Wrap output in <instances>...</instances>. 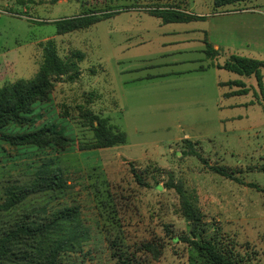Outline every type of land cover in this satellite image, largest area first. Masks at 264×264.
Wrapping results in <instances>:
<instances>
[{"label":"rangeland","instance_id":"374dc122","mask_svg":"<svg viewBox=\"0 0 264 264\" xmlns=\"http://www.w3.org/2000/svg\"><path fill=\"white\" fill-rule=\"evenodd\" d=\"M260 2L263 0L216 8L213 0H0V88L37 76L48 39L56 40L63 59L72 57L77 50L85 54L79 63L78 78L63 76L55 83L50 100L34 105V120L23 127L11 124L8 129L17 132L55 124L70 144L65 148H36L15 146L0 139V204L7 197L9 185L15 190L30 189L36 175L42 185L63 170L71 186L62 200L80 206L77 228L87 236L81 240L84 254H79L78 263L115 264L87 186L89 180L94 183L106 179L115 196L126 244L140 264H213L185 237L198 241L212 238L220 247L227 245V249L231 247L229 243L235 242L243 262L264 264V191L248 185L255 182L264 188L263 104L247 103L256 100L251 93L221 96L218 100L214 80L219 72L214 68L197 76H159L171 68L208 64L200 50V38L161 44L178 37L200 36L196 30L181 35L160 32L207 28L211 43L217 37L213 23L242 15L262 16L263 12L256 10ZM159 8L212 15L193 22L164 24L161 17L151 14ZM240 9L248 10L240 11L236 17L224 14ZM107 14L110 17L105 18ZM89 16L101 19L87 28L57 32L59 20ZM257 31L252 35L258 37L259 47L240 54L264 59V54L256 53L264 52V25ZM149 36L151 43L146 41ZM227 39L242 42L244 36L234 33ZM186 45L193 51L175 50ZM163 52L172 53L161 56ZM150 54L151 70L146 61ZM162 57L184 61L157 66L155 62ZM226 57L221 53L218 60L223 62ZM149 72L151 82L136 78ZM220 76L225 80L239 77L225 69L220 70ZM224 90H229V86ZM92 92L95 98L89 103ZM257 95L264 100L260 93ZM78 105L108 117L111 124L127 133V141L90 149L94 131ZM187 137L199 141L196 147L210 164L235 167L245 183L213 172L194 155H185V150L190 149ZM136 173L149 183H139ZM179 186L203 213L196 232L184 215ZM47 195L39 192L28 197L24 207L45 209ZM24 207L1 210L0 225L29 213ZM69 227H62L57 235L40 237L36 243L52 246L67 234ZM143 244L149 248L146 250Z\"/></svg>","mask_w":264,"mask_h":264},{"label":"trees","instance_id":"16d2710c","mask_svg":"<svg viewBox=\"0 0 264 264\" xmlns=\"http://www.w3.org/2000/svg\"><path fill=\"white\" fill-rule=\"evenodd\" d=\"M57 1L52 0V2ZM246 1L250 0H213L216 8ZM151 14L161 17L165 23L187 22L204 17L203 15L187 14L170 8L155 9L151 11ZM106 17L110 16L107 14ZM100 19L99 16H89L59 20L56 23L57 32L64 34L75 29L87 28ZM204 41L207 56L215 59L219 55V50L215 49L207 39ZM84 57V52L77 50L73 52L72 57L63 59L58 53L56 40L54 38L48 39L44 44L43 59L37 76L29 81H17L0 88V139L15 146L36 148H45L50 145H59L61 148L68 146L70 139L55 124L42 126L35 130L17 132L8 131V129L11 124L21 127L29 124L28 122L34 118L31 115L35 108L34 105L49 101L55 83L63 76L68 75L70 79L78 78L81 72L79 63L84 60ZM216 65L241 76H254L259 91L264 95V59L231 54L224 63ZM222 85L237 86L236 90L229 92L232 95L246 94L250 90L243 79L230 80L222 83ZM255 92L257 91L255 90ZM94 95L93 92L89 94V100H87L89 103L93 102ZM259 103H262L264 108V101ZM78 107L90 119L94 131V140L89 146L90 149L111 147L127 141V133L111 124L108 117H101L84 105H78ZM185 141L190 147L189 150H185V155H194L213 172L236 182L245 183L237 175L235 167L221 163L210 164L202 151H199L196 147V143L199 141L197 142L192 138H185ZM135 176L139 183L143 185L149 183L143 175L136 173ZM33 178L30 189L15 190L9 185L7 197L0 204V211H6L20 205L24 207L27 205L25 200L28 197H34L39 192L49 194V197L47 195L46 207L45 209L43 207L42 210L38 206L24 207V209L29 210V213L26 212L22 217L0 225V264H79L77 258L81 256L79 254H84V243L81 240H86L87 236L83 232L81 233V229L77 228L79 216L81 215L80 206L70 205L67 201L62 200L71 186L69 180L65 177L63 170L57 171L50 182L42 185H40L37 175ZM108 185L110 184L108 181L106 182V179H99L94 183L89 180V183H87L89 192L93 196L101 232L108 242L111 258L115 260V264H140L130 254L124 236L121 216L116 210L115 196ZM248 185L264 191V188L258 183L249 182ZM178 190L183 197L184 215L192 222V230L197 231L203 219V213L185 195L181 186ZM51 192L54 194H51ZM107 225L112 226L105 227ZM65 226H70L67 234L52 246L46 247L45 244L47 243L40 246L36 243L40 237L57 235ZM185 240L191 242L199 251L204 252L213 264H240V262H243V258L239 257L238 252H236L235 242L229 243L231 247L227 249L225 248L227 245L220 247L212 238L198 241L185 237ZM142 246L146 250L149 248L147 244ZM73 253L76 255L73 256ZM243 263L247 264L246 262Z\"/></svg>","mask_w":264,"mask_h":264},{"label":"crops","instance_id":"0c3cea01","mask_svg":"<svg viewBox=\"0 0 264 264\" xmlns=\"http://www.w3.org/2000/svg\"><path fill=\"white\" fill-rule=\"evenodd\" d=\"M261 5H263V6H261ZM257 7L258 8H256V10H259L260 12H263V14H264V9H261V7L264 8V0H263V2H260V5ZM247 10L248 9H240V10H236V12H233V13H224V14L225 15L230 14L231 17H236L237 15H235V14L240 13V11L242 13V11H247ZM210 15H212V14H210ZM210 15H206V16H210ZM206 16H204V17H206ZM200 19H202V18H200ZM195 20H199V19H195ZM193 21L194 20L187 21V22H193ZM163 23L164 24H170L172 22H168V23L163 22ZM262 24L264 25V15H262V16H251V17H247V16L242 15V16H237L236 18H233L231 20H220L217 23H213L212 30L217 35V37L214 40H211V44L213 45V47L215 49L219 50V55L215 59L208 57L206 52H205L206 43L204 40L208 38V34H209V30L207 28H189V29H181V28L176 29V28H174L173 30L160 32L162 35H170V34L181 35L183 33L188 34L189 32L196 30L194 32H198V34H200V36L193 37L191 35L188 37H178L177 39H173V41L161 42V44H162V46H165V45H169L170 43H181V42H184L186 40H192L191 38H197V39L200 38V40H202V45H201L200 50H201V52L204 51L203 53H205V55L208 59V64L197 65L195 67H191V68H187V69L171 68L168 71H166L165 73L159 74V76H166V77H168V76H182V75H188L191 73H195L197 76V74H199L200 72H206L207 70L214 68V69H217V71L219 72L217 75V78L214 80V86L219 91V93L217 94L218 100H219V97H221V96H225V97L236 96V95L229 94V92H232L238 88L237 86L231 87L229 85H222V83L230 81V80H235V79H243L246 82L247 86L250 87L249 92L246 94L251 93L254 95L253 96L254 98L256 97V100L250 99L249 102H247V103H255V102L259 103L262 100L258 99L257 94L260 93L262 95V93L259 91L256 79L254 76L245 77V76L239 75V77H237V78L235 77V78H230V79L225 80V79H222L220 76V70L224 69V68H220L216 64L224 63V61L231 54H240V53L243 54L245 51H251L256 47H259L258 37L257 36L253 37L252 34H254V33L258 34L259 31H257V30L261 28ZM251 25L253 27H251ZM254 28H255V30L252 31ZM234 33L238 34V35L242 34L244 36V41H242V42L238 41L236 43H232L230 39L226 40V38L228 36H231L232 34L234 35ZM146 41L151 43V36H149ZM175 50H177V52H179V53H183V52H187V51H190V52L193 51V49H190L189 46H187V47L182 46L180 49L175 48ZM171 53L172 52H163L161 56L168 55ZM221 53H223L224 56H227L223 62H220L218 60V57L220 56ZM256 53L257 54H264L263 51H259V52L256 51ZM163 58L164 57H162V59H160L159 61L155 62V63H157V66L158 65H164V64L176 65V64H179V63L184 61V60L176 59V58H172V57L164 58V59ZM185 60H190V59H185ZM146 61H148L147 67H149V69L151 70V54L146 57ZM263 74H264V70H263ZM151 76H152L151 72H149L146 75H143V76L140 75L139 77H136V78L148 80L151 82ZM226 86H229V90L223 91V88ZM203 88L204 87H202L201 89H203ZM255 90L257 92H255ZM237 95H245V94H237ZM262 97L264 98V95H262ZM217 106H218V108L221 107V106H219L218 102H217ZM187 138H190V137H187Z\"/></svg>","mask_w":264,"mask_h":264}]
</instances>
